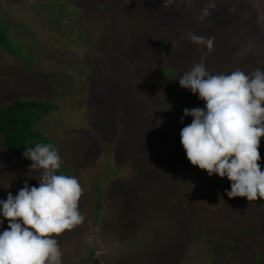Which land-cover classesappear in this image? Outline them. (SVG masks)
Wrapping results in <instances>:
<instances>
[{
  "label": "rangeland",
  "instance_id": "374dc122",
  "mask_svg": "<svg viewBox=\"0 0 264 264\" xmlns=\"http://www.w3.org/2000/svg\"><path fill=\"white\" fill-rule=\"evenodd\" d=\"M0 26L21 42L0 47V106L49 101L34 125L84 190L83 223L53 237L62 264H264V198H230L227 177L170 152L183 109L205 106L179 85L201 56L212 74L264 69V0H0ZM259 151L264 171V137ZM32 163L0 138V199L39 187Z\"/></svg>",
  "mask_w": 264,
  "mask_h": 264
},
{
  "label": "clouds",
  "instance_id": "9594fccd",
  "mask_svg": "<svg viewBox=\"0 0 264 264\" xmlns=\"http://www.w3.org/2000/svg\"><path fill=\"white\" fill-rule=\"evenodd\" d=\"M171 3L163 0V7ZM188 38L209 52L213 49V37L189 32ZM203 61L201 56L179 78L181 88L205 101L203 108L183 109L181 123L185 116L193 117L180 131L186 156L209 176L227 177L232 182L231 190H225L228 197H246L250 202L264 198V171L259 163L264 69L212 74ZM22 155L33 161L27 175L35 176L39 187L25 181L15 196L9 192L6 200L0 199V211L9 222V228L0 233V264H62V252L53 237L83 223L79 200L84 190L77 178L57 174L62 159L51 143L26 147Z\"/></svg>",
  "mask_w": 264,
  "mask_h": 264
},
{
  "label": "trees",
  "instance_id": "16d2710c",
  "mask_svg": "<svg viewBox=\"0 0 264 264\" xmlns=\"http://www.w3.org/2000/svg\"><path fill=\"white\" fill-rule=\"evenodd\" d=\"M16 40L17 39H12L10 37L6 28L0 26V47L2 49L4 48L5 50H10L11 48L12 50H18L17 42L19 40ZM25 51L26 50L24 49L23 53ZM17 52L14 54H17ZM22 54H19V56ZM25 54L27 55L25 57L27 58L28 62L33 64L32 61L35 60H33V58L29 59V51L25 52ZM47 102L49 101H41L37 100L36 98H26L17 99L0 106V138L4 148L17 156H20L24 160L31 161L29 158H26L22 155L26 147L34 148L37 143H51V141L44 136L43 132L37 129L34 125L35 120L37 121L41 114L51 111V107H49V104ZM51 103L54 104L53 102ZM56 106L53 108H56ZM186 119L188 120L187 122L193 120V118ZM54 147L57 150L56 146ZM58 149L61 152V149L59 147ZM184 150L185 149L183 145L179 143L174 149H171L170 152L172 155H177L184 152ZM263 162L264 159L262 160V163ZM99 202L100 200L98 199L95 213L93 219L91 220V222L93 221L94 224L92 228L97 227L98 222L95 223V221L100 218V214L102 213L103 207L99 204ZM6 220L8 219L3 217L2 221ZM86 260L88 262H92L93 264H102L100 259H98L92 253L89 257L86 258Z\"/></svg>",
  "mask_w": 264,
  "mask_h": 264
}]
</instances>
